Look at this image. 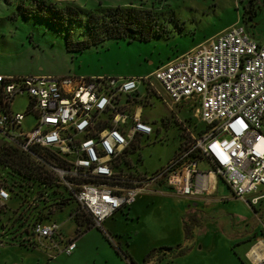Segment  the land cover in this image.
I'll use <instances>...</instances> for the list:
<instances>
[{"label":"built area","instance_id":"2783aa9c","mask_svg":"<svg viewBox=\"0 0 264 264\" xmlns=\"http://www.w3.org/2000/svg\"><path fill=\"white\" fill-rule=\"evenodd\" d=\"M142 94L160 98L173 112L191 109L193 124L180 119L189 142L176 158L140 175L125 161L137 137L154 133L142 120ZM18 98L29 99L26 113L13 110ZM28 115L35 124L25 130ZM7 152L24 162L17 168L1 159L0 210L13 204L17 210L26 205L57 211L74 201L101 226L153 185L191 196L205 175L256 204L258 198L247 197L264 186V44L237 23L142 77L0 74V155ZM201 161L209 163V172L199 170ZM3 166H12L19 182L5 181ZM0 230L4 246L6 229ZM30 239L71 255L78 235L68 238L57 221L39 220L30 225ZM260 247L262 258H249L253 264H264V238L251 250Z\"/></svg>","mask_w":264,"mask_h":264},{"label":"rangeland","instance_id":"374dc122","mask_svg":"<svg viewBox=\"0 0 264 264\" xmlns=\"http://www.w3.org/2000/svg\"><path fill=\"white\" fill-rule=\"evenodd\" d=\"M22 5L32 11L39 5L50 7L48 10L75 8L81 13V20H68L60 25L62 30H53L46 22L23 16ZM106 11H119L126 19L133 18L136 30L145 33L143 39H108L83 52L68 46L69 40L78 43L92 37L87 29L93 20L91 16H105ZM237 23L264 44V0H0V74L142 77ZM141 104L142 120L153 127L154 133L134 140L126 162L131 171L135 165L142 172L147 171L145 174H151L176 158L183 143L189 142L180 119L192 111L179 106L173 112L152 95L142 94ZM28 105V98H18L13 110L26 113ZM34 124V117L28 115L23 127L29 130ZM133 152L140 153L138 165L136 161L134 164L138 155ZM2 169L7 177L5 181L19 182L12 166ZM208 169L204 161L199 164L201 172ZM50 197L54 199L52 194ZM229 198L227 208L205 214L198 225H191L195 238L184 237L182 241L171 237L178 228L177 208L167 196L143 193L132 207L124 208L101 226L92 224L89 215L72 201L54 217L63 225L66 237H75L76 233L79 237L72 255L46 250L37 241L30 243V225L43 219L36 216L41 209L29 210L25 205L17 210L11 204L0 210V227L6 229V243L0 246V264H117L124 252L134 253L140 264H145L152 250L180 244L189 247L184 256L172 261L169 253L167 259L172 262L152 260L147 264H243L242 261L250 264L246 253L262 239L257 238L255 228L264 224L257 222L254 204ZM72 211L76 213L73 218L78 217L80 229L70 217ZM48 254L56 256L49 261Z\"/></svg>","mask_w":264,"mask_h":264},{"label":"trees","instance_id":"16d2710c","mask_svg":"<svg viewBox=\"0 0 264 264\" xmlns=\"http://www.w3.org/2000/svg\"><path fill=\"white\" fill-rule=\"evenodd\" d=\"M21 8V14L27 18L34 17L36 20L46 22L53 30H62L60 25L62 23H65L66 21L70 20L71 22H76L81 20V13L75 9V8H66V10H60L56 8H51L48 10L45 6H38L36 10L32 11V9L28 7H24L23 5ZM107 13L105 16H97L92 15L91 18V24L87 27L88 31L90 33L88 35H92V37L88 39H84L83 41H80L78 43H75L72 40L68 41V46L73 45L75 48L80 52H83L84 49H87L91 47L92 45H98L100 43H103L104 41L108 39H120V38H130L132 39H138L141 40L145 36V33H139L140 30H136L137 27L133 25L135 20L133 18L126 19L124 15H122L119 11L113 12V11H106ZM102 19V20H101ZM74 48L69 50H73ZM185 112V111H184ZM189 125H192V117L191 115L186 116L184 119ZM203 127H200L199 129H195L198 134H201L203 130H201ZM134 153V152H133ZM134 154H137L135 161L137 164L139 161V155L140 153L136 152ZM14 155V156H12ZM8 156V157H7ZM4 155H0V162L1 159L3 161H11L17 168L22 167L24 159L16 154H13L11 152H7ZM126 166L129 167V164L125 161ZM46 209V211H44ZM40 214H37L36 216L40 215V217H43L42 220L49 221L54 213L53 211L49 210V207H43L41 208V211H39ZM42 213V214H41ZM50 216V217H49ZM75 221L77 222L79 229L81 228V224L78 222L75 218ZM90 222L93 224V220L90 217ZM197 224L194 222V220L186 219L185 221V234L186 239H190L191 237H194L193 230L191 226L192 224ZM91 228V227H90ZM189 251V247L187 245H178L176 247H161L158 249L152 250V252L146 257L145 264L151 262L152 260H157L159 262L164 261L167 259L168 254L170 253V258L173 260L180 258L184 256ZM125 256L128 257V254H125ZM131 258V257H130ZM243 264H246L244 261H242Z\"/></svg>","mask_w":264,"mask_h":264},{"label":"crops","instance_id":"0c3cea01","mask_svg":"<svg viewBox=\"0 0 264 264\" xmlns=\"http://www.w3.org/2000/svg\"><path fill=\"white\" fill-rule=\"evenodd\" d=\"M3 75H5V74H3ZM142 112L144 113L143 108H142ZM201 162H203V161H201ZM204 163H205L206 167L209 168L207 171V172H209V170H210L209 163L207 161H204ZM134 164H135V160H134ZM163 167L164 166H161L160 168H158L154 171H151V173L157 172L158 170L162 169ZM134 170H137L140 174L141 173H143V174L147 173V171L142 172L140 170V168L135 167V166H134ZM204 184H206L207 186H210L208 191L202 190ZM151 187L153 189L152 191H146L144 193L148 192V193H152V194H159V195H162L165 197L167 196V197L171 198V201L175 204L174 206L177 208L176 221L178 222V228H176V232H174V234L171 236L173 239H178L177 241H180V240L182 241L183 238L186 237L185 230H184L186 219L188 220V219L192 218L194 220V222L197 223V225H198L199 224L198 222L201 220V218H204L206 216L205 214L213 213L215 211H219L221 208H227V207H225V204L230 200V198H229L230 196L237 199L234 196L231 189L229 188V186L224 181H222V180H216L215 181L214 175H205L204 177H202L201 183H200V190L196 191V193L194 195H191V196H181V195L175 193L174 191H172L171 189H167V190H170V191H167L165 189V187H160L159 185H156V187L155 186H151ZM196 190H197V187H196ZM141 195L138 198H140ZM249 196L247 197L249 201L258 198V202L256 204H254L255 208L257 209V211L255 212V213H257L256 219H257V222L264 224V186H261L259 188L258 192L251 194ZM133 205L126 206L124 208H130ZM66 207H64L63 209L55 211V213L52 215L50 220L55 221L54 220L55 215L59 212L64 211L66 209ZM123 209H121V210H123ZM121 210L118 211L117 213L121 212ZM117 213H115L113 216H115ZM71 217L73 218V216H71ZM73 219L75 220V218H73ZM259 227H260V231L258 232L257 230L259 229ZM63 229H64V227L62 225V233L64 234ZM255 230H256V233H258L257 238L262 237V239H263L264 238V233H263L264 227L259 225L257 228H255ZM76 235H77V233H76ZM193 235L195 238L196 233L194 230H193ZM250 237H252V236H250ZM68 238H70V237H68ZM43 244H44L43 245L44 248L46 250H49V251L51 250V247L53 245L52 243H50L49 241H46V240L43 241ZM77 244H78V242H77ZM169 245H171V244H169ZM77 247H78V245H77ZM260 248L258 249V251L260 250ZM254 249L255 248H253V250ZM253 250H250L249 252L246 253V257L249 260L250 264H253V263L251 262V260L249 258H252L255 262H258V260L254 259V257L251 254ZM261 251H262V248H261ZM261 251H259V252H261ZM57 253H58V251H57ZM125 254H128V257L125 256ZM50 255H52V254L47 255V259L49 261L54 259V258L50 259ZM119 259L120 260H117V264H140V261L132 252H130V253L124 252V257H122V258L119 257ZM165 260L172 262L171 259L170 260L165 259Z\"/></svg>","mask_w":264,"mask_h":264},{"label":"bare ground","instance_id":"6f19581e","mask_svg":"<svg viewBox=\"0 0 264 264\" xmlns=\"http://www.w3.org/2000/svg\"><path fill=\"white\" fill-rule=\"evenodd\" d=\"M261 251V248L260 250ZM257 248H255L253 251H252V256L254 257V259H257L258 261H260V259L262 258V254L261 252H259Z\"/></svg>","mask_w":264,"mask_h":264}]
</instances>
